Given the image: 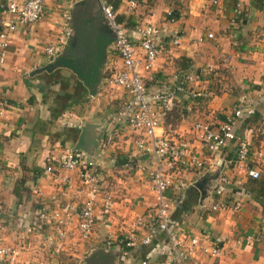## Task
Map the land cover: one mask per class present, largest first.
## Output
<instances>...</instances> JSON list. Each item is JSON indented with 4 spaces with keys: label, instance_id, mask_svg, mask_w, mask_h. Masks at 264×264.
<instances>
[{
    "label": "crops",
    "instance_id": "crops-1",
    "mask_svg": "<svg viewBox=\"0 0 264 264\" xmlns=\"http://www.w3.org/2000/svg\"><path fill=\"white\" fill-rule=\"evenodd\" d=\"M42 1L43 17L10 34L0 68L1 96L7 102L0 120V240L18 251L13 264H81L91 254L104 256L106 264H171L159 256L161 233L147 247L105 249L107 241L115 245L143 234L135 220L151 222L154 213L148 182L154 159L135 147L140 132L116 120L127 102L124 91L109 83L121 66L119 58L106 49L93 97L67 70L36 73L53 60L44 54V48L60 34L62 12L70 13L80 1L91 15L98 13L99 4L111 6L116 17L123 18L121 25L134 43V27L164 28L157 57L143 74L148 94L172 91L175 96L169 112L154 107L160 114L156 133L181 150L183 161L195 157L203 164L201 169L188 171L168 157L162 159L170 178L164 194L170 226L178 229L185 244L196 240L185 253V264H264V220L261 207L247 191L245 170L256 168L264 174V162L254 158L258 152L264 157L262 0H217L216 4L213 0H147L138 1L132 9L123 0ZM167 14H171V22L166 20ZM174 33L177 45L170 43ZM207 34L212 37L208 39ZM184 72L196 79H172ZM237 107L241 113L234 135L249 146L244 166L235 160L236 140L208 154L200 148L192 127L202 122L218 132ZM82 126L87 128V147L98 132L101 137L105 133L112 136L104 150L98 147L100 137L90 155L98 163L99 190L113 201L105 223L96 222L83 241L77 238L74 224L84 187L76 171L62 170L56 163L63 150L73 148ZM47 159L54 163L52 173L44 170ZM220 177L227 183L221 184ZM201 180L202 193L194 186ZM219 204L225 210H211ZM41 208L72 215L63 241L55 240L47 226L39 228L34 223ZM212 249L218 250L217 256L210 254Z\"/></svg>",
    "mask_w": 264,
    "mask_h": 264
},
{
    "label": "built area",
    "instance_id": "built-area-1",
    "mask_svg": "<svg viewBox=\"0 0 264 264\" xmlns=\"http://www.w3.org/2000/svg\"><path fill=\"white\" fill-rule=\"evenodd\" d=\"M128 9L135 7L138 1L147 0H123ZM264 3V0H262ZM213 0L212 4H216ZM101 15L104 24L111 31L114 41L110 44V50L119 58L121 66L109 79V83L122 89L127 96V102L122 106L117 117V121L122 122L127 127L137 130L141 138L135 141V147L152 156L154 159L153 169L149 175V187L154 195L153 219L151 222L143 221L140 218L135 220V226L142 230L143 234L129 236L125 241L112 244L110 241L104 243L105 249L113 248L118 250H128L135 247L149 246L151 239L157 234H163V244L159 249V256L168 258L171 264H185V253L189 252L196 245L195 239H189L184 243L177 228L170 226L169 205L165 199V191L170 185V178L167 176L162 165V159L168 157L171 161L182 164L188 171L201 169L203 164L195 157L183 161L182 152L173 146L169 139L156 133L160 126V114L154 110L157 106L162 112H169L173 107L174 93L167 91L164 93L148 94L143 74L150 71L153 62L158 54V44L160 36L164 33V28L150 24L140 25L133 28L135 43L132 42L123 28L116 22L114 10L109 5H101ZM42 0H1L0 2V68L4 65L8 38L18 26L34 25L43 17ZM61 32L54 43L44 48V54L54 59L59 56L71 36L69 25V11L61 14ZM167 21H172L171 14L166 15ZM210 39L212 36L207 34ZM179 39L172 34L171 45H177ZM198 41H201L200 39ZM173 80L191 82L196 77L191 73H181L172 76ZM7 108L6 100L1 96L0 84V120L4 117ZM241 109H233L225 118L218 132L210 129L207 123L196 122L193 130L199 141L200 148L208 154H213L218 148L223 147L226 142L236 140L235 160L239 166H244L249 153V146L243 139H236L234 126L239 118ZM264 128V121H262ZM112 140L109 133L103 134L98 147L104 150ZM257 162L263 163L264 157L258 152L254 153ZM57 166L65 171H76L80 184L84 187V199L75 215V234L79 240H86L95 228L96 222L105 223L106 216L110 211L113 201L108 195H102L98 187L96 177L97 161L79 150L65 149L56 161ZM54 163L46 160L45 172L52 173ZM246 175L251 179L259 176L256 168H245ZM1 175V168H0ZM221 184H226L224 177L219 179ZM40 195V193H37ZM176 203H180L177 201ZM224 204L214 205L211 210H225ZM99 214V217L97 215ZM34 223L39 228L47 226L57 241L66 238V228L72 224V215L67 211H48L41 208L37 211ZM30 227L25 228V233H30ZM212 256L218 255L217 249L210 251ZM18 251L6 246L0 240V264H13ZM139 264H147L141 261Z\"/></svg>",
    "mask_w": 264,
    "mask_h": 264
},
{
    "label": "water",
    "instance_id": "water-1",
    "mask_svg": "<svg viewBox=\"0 0 264 264\" xmlns=\"http://www.w3.org/2000/svg\"><path fill=\"white\" fill-rule=\"evenodd\" d=\"M98 5V13L91 15L87 11L84 1L75 3L70 11L69 25L71 36L68 39L63 52L50 63L36 71V73H51L57 69L69 71L80 85L86 90L89 97H93L100 81L101 69L104 63L106 49L114 41L111 31L104 24ZM87 128L80 127L79 134L73 146V150H79L90 155L102 132L86 146L85 137ZM203 180L194 184L202 193ZM81 264H106V259L100 254H91Z\"/></svg>",
    "mask_w": 264,
    "mask_h": 264
},
{
    "label": "trees",
    "instance_id": "trees-1",
    "mask_svg": "<svg viewBox=\"0 0 264 264\" xmlns=\"http://www.w3.org/2000/svg\"><path fill=\"white\" fill-rule=\"evenodd\" d=\"M123 21L122 17H116V22L121 24ZM125 29V27L123 26ZM247 191L252 195L253 199L261 207L262 218L264 220V174L258 176L256 179L249 178L247 184Z\"/></svg>",
    "mask_w": 264,
    "mask_h": 264
},
{
    "label": "rangeland",
    "instance_id": "rangeland-1",
    "mask_svg": "<svg viewBox=\"0 0 264 264\" xmlns=\"http://www.w3.org/2000/svg\"><path fill=\"white\" fill-rule=\"evenodd\" d=\"M74 97H76V95H75ZM74 110H78V109H77V108H75Z\"/></svg>",
    "mask_w": 264,
    "mask_h": 264
}]
</instances>
